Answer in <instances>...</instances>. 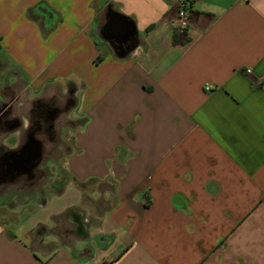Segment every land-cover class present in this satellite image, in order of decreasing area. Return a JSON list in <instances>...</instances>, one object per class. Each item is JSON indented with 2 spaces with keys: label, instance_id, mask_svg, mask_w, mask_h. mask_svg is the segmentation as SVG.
Here are the masks:
<instances>
[{
  "label": "crops",
  "instance_id": "obj_1",
  "mask_svg": "<svg viewBox=\"0 0 264 264\" xmlns=\"http://www.w3.org/2000/svg\"><path fill=\"white\" fill-rule=\"evenodd\" d=\"M182 1L0 0V171L56 96L73 134L0 180V264H264V0Z\"/></svg>",
  "mask_w": 264,
  "mask_h": 264
},
{
  "label": "water",
  "instance_id": "obj_2",
  "mask_svg": "<svg viewBox=\"0 0 264 264\" xmlns=\"http://www.w3.org/2000/svg\"><path fill=\"white\" fill-rule=\"evenodd\" d=\"M110 21L105 29L107 32L111 29V34L117 36L118 40H124L132 34L131 24L120 13L113 10L108 11ZM117 54L121 57L128 53L124 44H119L116 47ZM57 116V115H56ZM56 116L51 119L54 120ZM52 127L54 124L51 125ZM29 140L21 149L12 150L11 154L5 158V169L0 171V180L4 178L16 179L20 175L26 174L33 177L35 169L43 159L44 143L42 140L36 139L33 135L29 136ZM69 216L74 218L77 229L80 232L88 230V223L85 222V213L78 209L72 208L67 211Z\"/></svg>",
  "mask_w": 264,
  "mask_h": 264
},
{
  "label": "flooded vegetation",
  "instance_id": "obj_3",
  "mask_svg": "<svg viewBox=\"0 0 264 264\" xmlns=\"http://www.w3.org/2000/svg\"><path fill=\"white\" fill-rule=\"evenodd\" d=\"M45 106V105H44ZM51 107V112H56L57 114V123L56 125V133L53 134L48 130V133H44V139L42 140L44 143V152H43V161L42 168L46 167V163L49 159L54 158L53 155L56 151L60 154L62 153L61 145H64V139L62 137V131L65 128H69L71 124V119L68 117L66 110L68 108V101L62 95L56 96L55 101L51 103L49 106ZM46 129H50V125L45 126ZM40 179L46 180L48 177L47 171L41 170L39 172Z\"/></svg>",
  "mask_w": 264,
  "mask_h": 264
},
{
  "label": "rangeland",
  "instance_id": "obj_4",
  "mask_svg": "<svg viewBox=\"0 0 264 264\" xmlns=\"http://www.w3.org/2000/svg\"><path fill=\"white\" fill-rule=\"evenodd\" d=\"M80 122L78 121V124ZM67 136H68V140L64 139V145H61L62 153L60 155L54 157L56 159L55 162L58 163V167H57V169H58L57 170L58 180L63 181V182H65L67 180V177L69 176V174L66 172V170L64 168V160L66 157V152H68V149L69 150L72 149V145H73V134L69 132ZM62 154H65V155L62 156ZM65 197L66 196H58V198H56V204H62L63 201H65Z\"/></svg>",
  "mask_w": 264,
  "mask_h": 264
},
{
  "label": "built area",
  "instance_id": "obj_5",
  "mask_svg": "<svg viewBox=\"0 0 264 264\" xmlns=\"http://www.w3.org/2000/svg\"><path fill=\"white\" fill-rule=\"evenodd\" d=\"M176 26L181 31H188L191 26V15L189 12V3L187 0L182 1L176 17ZM211 88V87H210Z\"/></svg>",
  "mask_w": 264,
  "mask_h": 264
}]
</instances>
